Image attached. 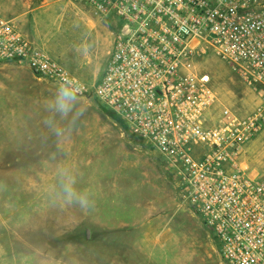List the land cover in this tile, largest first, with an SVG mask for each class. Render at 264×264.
I'll return each mask as SVG.
<instances>
[{"label": "rangeland", "instance_id": "rangeland-1", "mask_svg": "<svg viewBox=\"0 0 264 264\" xmlns=\"http://www.w3.org/2000/svg\"><path fill=\"white\" fill-rule=\"evenodd\" d=\"M0 14L86 84L101 77L114 29L83 4L0 0ZM189 66L218 93L213 122L224 108L244 117L258 105L212 52ZM63 92L0 62V264H224L161 155L96 98ZM239 162L264 181V126Z\"/></svg>", "mask_w": 264, "mask_h": 264}, {"label": "built area", "instance_id": "built-area-1", "mask_svg": "<svg viewBox=\"0 0 264 264\" xmlns=\"http://www.w3.org/2000/svg\"><path fill=\"white\" fill-rule=\"evenodd\" d=\"M111 22L112 48L86 84L0 14V62H15L74 97H94L163 158L186 186L192 212L214 235L224 264H264V181L239 162L264 126V0H68ZM212 52L259 93L252 113L224 108L189 63Z\"/></svg>", "mask_w": 264, "mask_h": 264}, {"label": "clouds", "instance_id": "clouds-1", "mask_svg": "<svg viewBox=\"0 0 264 264\" xmlns=\"http://www.w3.org/2000/svg\"><path fill=\"white\" fill-rule=\"evenodd\" d=\"M63 96L65 100H71L73 98V94L69 91H64ZM60 107H61V110H64L66 108V105L62 104Z\"/></svg>", "mask_w": 264, "mask_h": 264}, {"label": "crops", "instance_id": "crops-1", "mask_svg": "<svg viewBox=\"0 0 264 264\" xmlns=\"http://www.w3.org/2000/svg\"><path fill=\"white\" fill-rule=\"evenodd\" d=\"M10 19H13V18H10ZM15 20H17V19H14V21ZM16 22V21H15ZM16 25H17V22H16ZM17 27H18V29H19V31L20 32H23L22 30H21V28H19V26L17 25ZM22 34V33H21ZM24 36H26V37H28V38H30L28 35H26V34H24ZM31 39V38H30ZM34 42H36L41 48H43L44 49V46H46V41H34ZM45 50V49H44Z\"/></svg>", "mask_w": 264, "mask_h": 264}, {"label": "trees", "instance_id": "trees-1", "mask_svg": "<svg viewBox=\"0 0 264 264\" xmlns=\"http://www.w3.org/2000/svg\"><path fill=\"white\" fill-rule=\"evenodd\" d=\"M109 111H111V110H109ZM115 116H117V118H119L120 119V117L117 115V114H115L113 111H111ZM124 123V122H123Z\"/></svg>", "mask_w": 264, "mask_h": 264}, {"label": "water", "instance_id": "water-1", "mask_svg": "<svg viewBox=\"0 0 264 264\" xmlns=\"http://www.w3.org/2000/svg\"><path fill=\"white\" fill-rule=\"evenodd\" d=\"M86 235H87V237H88V231L86 232Z\"/></svg>", "mask_w": 264, "mask_h": 264}]
</instances>
